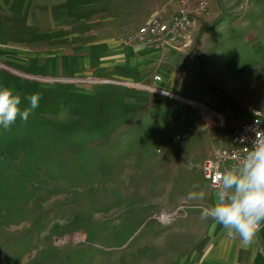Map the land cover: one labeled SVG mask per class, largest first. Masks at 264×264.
<instances>
[{"label":"rangeland","instance_id":"374dc122","mask_svg":"<svg viewBox=\"0 0 264 264\" xmlns=\"http://www.w3.org/2000/svg\"><path fill=\"white\" fill-rule=\"evenodd\" d=\"M207 2L153 52L116 38L169 0H0V87L40 96L0 127V264H187L209 238L203 161L264 111V0Z\"/></svg>","mask_w":264,"mask_h":264},{"label":"clouds","instance_id":"9594fccd","mask_svg":"<svg viewBox=\"0 0 264 264\" xmlns=\"http://www.w3.org/2000/svg\"><path fill=\"white\" fill-rule=\"evenodd\" d=\"M23 101L27 106L21 107ZM38 93L21 96L11 87H0V127L8 130L17 119L27 121L39 107ZM213 190V202L201 206L200 218L221 226L230 237H237L248 248L264 222V138L256 137L242 159L226 167ZM193 185L187 199L204 200L205 192Z\"/></svg>","mask_w":264,"mask_h":264},{"label":"built area","instance_id":"2783aa9c","mask_svg":"<svg viewBox=\"0 0 264 264\" xmlns=\"http://www.w3.org/2000/svg\"><path fill=\"white\" fill-rule=\"evenodd\" d=\"M169 3L175 4L169 17H164L158 11L140 25L135 33L118 36L116 38L118 43L124 47L149 45L163 49L168 47L180 49L182 40L179 37L183 35L186 37L183 46L191 44L186 34L194 25V18L207 10V0H169ZM161 78L157 73L153 76L154 81H160ZM257 136L264 138V111L261 108L252 109L249 118L235 126L230 147L221 145L214 157H208L203 161L204 177L212 187L217 186L216 181L226 167L244 157ZM172 215L174 213L170 214Z\"/></svg>","mask_w":264,"mask_h":264},{"label":"crops","instance_id":"0c3cea01","mask_svg":"<svg viewBox=\"0 0 264 264\" xmlns=\"http://www.w3.org/2000/svg\"><path fill=\"white\" fill-rule=\"evenodd\" d=\"M152 50L156 52L153 47ZM171 51H167V54H171ZM210 185L209 183V188L212 187ZM213 190L214 187L206 193V205L213 202ZM261 223L262 226L257 233L255 243L244 248L239 238L228 236L221 226L209 219L207 223L209 238L198 246L196 252L199 254L195 252L190 255L187 264H264V222Z\"/></svg>","mask_w":264,"mask_h":264},{"label":"trees","instance_id":"16d2710c","mask_svg":"<svg viewBox=\"0 0 264 264\" xmlns=\"http://www.w3.org/2000/svg\"><path fill=\"white\" fill-rule=\"evenodd\" d=\"M230 22L231 21H226L225 19H221L220 21H219V23L215 26V29L216 28H218L219 26H221L222 24H225L226 26H229L230 25ZM237 27H239V26H237ZM237 27H229V29H231V30H233L234 28H237ZM216 34V33H215ZM218 35L219 36H221L222 35V33H218ZM222 37V36H221ZM212 38H213V40L216 38V36H212ZM116 43V42H115ZM118 43V42H117ZM119 44V43H118ZM122 47V46H121ZM155 109H157V110H164L165 109V111H166V113L168 114V115H173L174 116V114H175V116H178V114H179V111H173L170 107H168V105L167 104H163V105H161V104H158V103H156V105H155V107H154ZM53 109H50V111H52ZM173 116H171V118L172 119H174V117ZM108 126H111V125H108ZM77 132H82L81 130H77ZM78 138V137H77ZM23 149H25V147H23ZM17 151H20V150H17ZM3 155L2 154H0V157H2Z\"/></svg>","mask_w":264,"mask_h":264},{"label":"bare ground","instance_id":"6f19581e","mask_svg":"<svg viewBox=\"0 0 264 264\" xmlns=\"http://www.w3.org/2000/svg\"><path fill=\"white\" fill-rule=\"evenodd\" d=\"M196 104H197L198 106H201V107H206L205 104L202 103V102H200V101H197ZM210 111H211V110H210ZM215 114H216V113H215ZM206 115L208 116L209 120H210L211 122H213V120L215 119L214 114H213L212 112H209V110H208V112H207ZM219 117H220V120L222 121V120H223V116H222V115H221V116L219 115ZM164 217H165V216H164Z\"/></svg>","mask_w":264,"mask_h":264},{"label":"water","instance_id":"95a60500","mask_svg":"<svg viewBox=\"0 0 264 264\" xmlns=\"http://www.w3.org/2000/svg\"><path fill=\"white\" fill-rule=\"evenodd\" d=\"M140 86H141V87H143L144 85H140ZM147 88H148V87H147ZM181 99H184V100H185L186 98H184V97H181ZM188 100H189V99H188Z\"/></svg>","mask_w":264,"mask_h":264}]
</instances>
